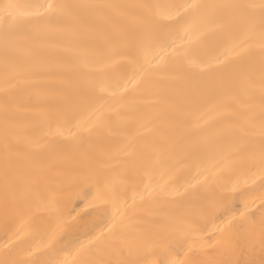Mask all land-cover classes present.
Instances as JSON below:
<instances>
[{"label":"bare ground","instance_id":"obj_1","mask_svg":"<svg viewBox=\"0 0 264 264\" xmlns=\"http://www.w3.org/2000/svg\"><path fill=\"white\" fill-rule=\"evenodd\" d=\"M5 3L0 264H264V0Z\"/></svg>","mask_w":264,"mask_h":264},{"label":"snow or ice","instance_id":"obj_2","mask_svg":"<svg viewBox=\"0 0 264 264\" xmlns=\"http://www.w3.org/2000/svg\"><path fill=\"white\" fill-rule=\"evenodd\" d=\"M21 6L13 3H5L0 5V20H3L6 29L11 28L17 21L18 15L20 13L17 11ZM27 7H32L37 10V14H41L40 10L43 12L54 11L55 9L64 7L63 5H53L51 3L29 5ZM264 223V221H262ZM167 264V262H166ZM171 264H178L177 261H172Z\"/></svg>","mask_w":264,"mask_h":264}]
</instances>
